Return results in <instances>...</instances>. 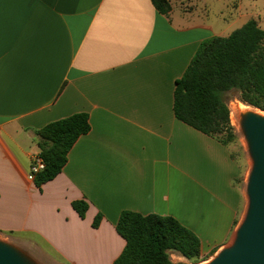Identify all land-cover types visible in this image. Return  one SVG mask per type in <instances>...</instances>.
<instances>
[{
  "label": "crops",
  "instance_id": "1",
  "mask_svg": "<svg viewBox=\"0 0 264 264\" xmlns=\"http://www.w3.org/2000/svg\"><path fill=\"white\" fill-rule=\"evenodd\" d=\"M223 1L219 32L181 0L168 15L151 0H0L1 236L71 264H112L125 246L117 222L131 211L177 219L203 258L231 243L247 207L242 164L174 113L201 43L248 22L258 0ZM77 113L91 130L38 187L28 180L37 131ZM75 201L88 203L85 218Z\"/></svg>",
  "mask_w": 264,
  "mask_h": 264
},
{
  "label": "trees",
  "instance_id": "2",
  "mask_svg": "<svg viewBox=\"0 0 264 264\" xmlns=\"http://www.w3.org/2000/svg\"><path fill=\"white\" fill-rule=\"evenodd\" d=\"M164 15L172 10V0H151ZM236 91L243 103L264 111V28L256 19L226 37L203 41L184 75L177 81L174 113L178 120L228 145L236 140L226 94ZM91 130L89 116L77 113L52 122L37 131V145L45 168L35 177L41 187L54 180L68 162L75 142ZM85 218L89 205L72 203ZM102 215L96 217L97 228ZM125 246L112 264H173L177 253L192 264L203 261L198 237L177 219L156 214L125 211L117 225Z\"/></svg>",
  "mask_w": 264,
  "mask_h": 264
},
{
  "label": "water",
  "instance_id": "3",
  "mask_svg": "<svg viewBox=\"0 0 264 264\" xmlns=\"http://www.w3.org/2000/svg\"><path fill=\"white\" fill-rule=\"evenodd\" d=\"M239 124L252 163L245 186L247 207L231 243L207 264H264V115L250 110L242 112ZM0 264L38 263L0 239ZM173 264L190 263L179 260Z\"/></svg>",
  "mask_w": 264,
  "mask_h": 264
},
{
  "label": "rangeland",
  "instance_id": "4",
  "mask_svg": "<svg viewBox=\"0 0 264 264\" xmlns=\"http://www.w3.org/2000/svg\"><path fill=\"white\" fill-rule=\"evenodd\" d=\"M181 2H183L182 5H184L185 8L188 6L194 7L193 13L195 15L196 21L200 23H205L206 21L207 25L215 27L219 32L224 30L225 27H227L228 23H226L222 17L223 13H226L227 11L226 3L223 0H181ZM248 7L250 8L249 12L253 15L251 19H257L259 21L260 26L264 28V0H258L257 2L251 1ZM242 25L243 24L241 22L238 23L236 22V24H234V26H232L230 30L226 31L224 35L225 36L230 35V33L233 30L238 29ZM225 98L230 109L231 124L234 128V133L236 134V140H234L230 144L233 148V152L235 153L236 157H238L239 161L242 164L243 167L242 181L244 180V182L246 183L252 163H251V159L249 158L246 141L241 133V130L238 127H236L232 122V118H231L232 106L234 104L240 105L242 103L244 106L245 105L246 107L248 106L250 111L252 110L262 111V110L254 108L246 103H243L239 98V93L236 91H231L227 93ZM246 199H247V195H246ZM0 239L18 247L28 257H30L33 261H35L38 264H71L68 261L63 260L62 258H58L56 256L51 255L47 251L45 252V250L41 251L37 248H34L32 244L26 245L20 243H13L10 241L8 237L1 235H0ZM180 257L181 256H179L177 253L170 254V258L173 262L185 259L183 257L181 258ZM210 260L211 258H203V261L196 264H207L208 262H210ZM184 261L190 263L186 259Z\"/></svg>",
  "mask_w": 264,
  "mask_h": 264
},
{
  "label": "bare ground",
  "instance_id": "5",
  "mask_svg": "<svg viewBox=\"0 0 264 264\" xmlns=\"http://www.w3.org/2000/svg\"><path fill=\"white\" fill-rule=\"evenodd\" d=\"M240 104V103H239ZM245 111H249V107L246 105L244 106L242 103L240 105L238 104H234L232 106V114H231V118H232V122L233 124L238 127L240 129V124H239V114L240 112H245ZM253 111V110H252ZM257 113L264 115V111H256ZM177 256V255H176ZM181 258V257H180ZM185 260V259H184ZM179 261V260H178Z\"/></svg>",
  "mask_w": 264,
  "mask_h": 264
},
{
  "label": "built area",
  "instance_id": "6",
  "mask_svg": "<svg viewBox=\"0 0 264 264\" xmlns=\"http://www.w3.org/2000/svg\"><path fill=\"white\" fill-rule=\"evenodd\" d=\"M45 168V164H44V161H43V158L41 157L40 154H38L35 158H34V162H33V165H32V168H31V171L28 175V180L29 181H34L35 180V177L36 175L43 171Z\"/></svg>",
  "mask_w": 264,
  "mask_h": 264
}]
</instances>
